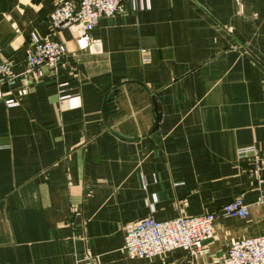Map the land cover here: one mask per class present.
Returning a JSON list of instances; mask_svg holds the SVG:
<instances>
[{
  "label": "crops",
  "instance_id": "crops-1",
  "mask_svg": "<svg viewBox=\"0 0 264 264\" xmlns=\"http://www.w3.org/2000/svg\"><path fill=\"white\" fill-rule=\"evenodd\" d=\"M60 1L0 0V264H219L264 236V0H123L87 46L82 25L54 35L65 54L37 77L30 37ZM237 198L248 216L218 217L196 258L122 251L127 225Z\"/></svg>",
  "mask_w": 264,
  "mask_h": 264
},
{
  "label": "built area",
  "instance_id": "built-area-1",
  "mask_svg": "<svg viewBox=\"0 0 264 264\" xmlns=\"http://www.w3.org/2000/svg\"><path fill=\"white\" fill-rule=\"evenodd\" d=\"M133 6L144 8L148 0H131ZM123 0H67L56 4L48 18L49 34L44 37L32 35L31 48L26 56V64L35 76H41V69L55 71L58 62L65 54L62 44L52 38L59 31L72 25L85 28L83 40L90 42L89 31L99 19L114 16ZM15 76L10 66L0 57V97L1 88L11 84ZM12 100L6 105L13 106ZM253 148L241 149L238 156L254 153ZM251 173L259 184V204L264 206V159L259 160ZM220 216L244 219L248 216L247 206L241 198L224 205L218 213L199 216H179L173 220L158 222L147 217L124 228L123 253L130 259L160 258L174 251L183 250L191 258L206 252L205 245L212 239L213 224ZM219 264H264V236L232 241L227 251L218 259Z\"/></svg>",
  "mask_w": 264,
  "mask_h": 264
}]
</instances>
